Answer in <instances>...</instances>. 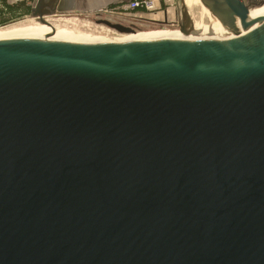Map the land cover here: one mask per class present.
Masks as SVG:
<instances>
[{
	"label": "water",
	"instance_id": "water-1",
	"mask_svg": "<svg viewBox=\"0 0 264 264\" xmlns=\"http://www.w3.org/2000/svg\"><path fill=\"white\" fill-rule=\"evenodd\" d=\"M200 3L233 36L0 37V264H264V18Z\"/></svg>",
	"mask_w": 264,
	"mask_h": 264
},
{
	"label": "rangeland",
	"instance_id": "rangeland-1",
	"mask_svg": "<svg viewBox=\"0 0 264 264\" xmlns=\"http://www.w3.org/2000/svg\"><path fill=\"white\" fill-rule=\"evenodd\" d=\"M243 1L248 6L250 12H255V13L257 12L258 14L264 13V0H243ZM184 3L188 7V11L192 18L194 28L199 30L197 31V33L199 32L201 33L200 30L207 31L210 27H211L212 35H218L219 33L222 32L219 22L217 20H212L210 16L206 13V11H204V9L201 7V5L198 3L197 0H185ZM15 4L16 3L14 1L10 2V5H15ZM147 15H148L147 17H144L147 19L146 21L118 22L116 19L110 20L111 23H118L121 24L122 26L131 28L134 31V33L137 32L136 35H128L131 33L128 34L118 33L113 29H110L104 25L99 24L98 21L100 20L90 17L87 14H63V15H59V17H55V19L53 17H49L46 19V21L50 19L49 20L51 22L50 25L54 27V29L55 28L57 29L58 27L59 30L61 31L64 30L66 33L70 35L80 38L85 37L83 39H88V40H99L101 42L105 41L110 43H126V42H136V41L176 39L177 31L175 30L178 28L177 26L164 25L153 22L150 18L151 17L150 15L152 14L150 13ZM178 18L180 25L179 15ZM74 21L76 22L74 23ZM39 24L40 23H38V20H35L30 17L27 18L24 17V19L19 18L16 21L9 22L3 27L12 26V25H19L22 27H26V26L32 27L33 25L38 26ZM65 24L67 26H65ZM3 27L1 26L0 28ZM195 37H197L196 34Z\"/></svg>",
	"mask_w": 264,
	"mask_h": 264
},
{
	"label": "built area",
	"instance_id": "built-area-1",
	"mask_svg": "<svg viewBox=\"0 0 264 264\" xmlns=\"http://www.w3.org/2000/svg\"><path fill=\"white\" fill-rule=\"evenodd\" d=\"M11 1L17 3L21 0H7V3L10 4ZM178 2L179 0H131L117 6L89 12L87 15L97 20L105 18L108 21L116 19L118 22H138L146 21L144 17H147V14L161 11L174 19V22L168 25L179 27L180 5Z\"/></svg>",
	"mask_w": 264,
	"mask_h": 264
},
{
	"label": "bare ground",
	"instance_id": "bare-ground-1",
	"mask_svg": "<svg viewBox=\"0 0 264 264\" xmlns=\"http://www.w3.org/2000/svg\"><path fill=\"white\" fill-rule=\"evenodd\" d=\"M198 3L201 5V7L204 9V11H206V13L210 16V18L212 20H217V18L213 15V13L211 12V7L209 6H206V5H203L202 3H200V0H197ZM184 2V1H183ZM185 4V3H184ZM249 17L250 19H255V18H264V13L262 14H258L257 12H250L249 11ZM55 19V18H54ZM50 19L47 20V22L50 24L51 22L49 21ZM218 21V20H217ZM53 22V21H52ZM76 21H74L75 23ZM219 22V21H218ZM63 23V22H62ZM71 25V24H70ZM221 29H222V32L219 33L218 35H212V32H211V27L207 30V31H203V30H200L201 33H197V30L196 28H194V31L191 32V34H189L188 36H184L181 34V32L179 31V27L176 31L177 32V37L175 40H200V39H216V40H223V39H226L228 37H231L233 36L230 32H228L224 27L221 26V24L219 23ZM35 26V27H33ZM32 27H22V26H19V25H12V26H7V27H3V28H0V37H3V36H8V35H12V34H18V33H23V32H46V33H55V34H66V35H70L68 33H66L64 30L61 31L52 26H45V25H42V24H39L38 26L36 25H33ZM65 26H67L65 24ZM67 28V27H66ZM52 29H54V31H52ZM77 29V28H76ZM79 29V28H78ZM72 30V29H70ZM68 30V31H70ZM75 31V30H74ZM77 32V31H76ZM78 33V32H77ZM88 34V33H87ZM195 34L197 37H195ZM130 35H135L134 33H131ZM73 36V35H72ZM91 36V35H90ZM93 36V35H92ZM85 38V37H83ZM92 39V38H91ZM88 40V39H87ZM90 41H93V42H96V43H110V42H101L99 40H90Z\"/></svg>",
	"mask_w": 264,
	"mask_h": 264
},
{
	"label": "crops",
	"instance_id": "crops-1",
	"mask_svg": "<svg viewBox=\"0 0 264 264\" xmlns=\"http://www.w3.org/2000/svg\"><path fill=\"white\" fill-rule=\"evenodd\" d=\"M31 1L32 0H21L19 2H26L28 3L27 5H30ZM129 1L131 0H61V3L65 14H87L98 9L117 6ZM151 14L150 18L153 22L164 25L174 22V19L171 16L165 15L164 12L158 11Z\"/></svg>",
	"mask_w": 264,
	"mask_h": 264
},
{
	"label": "trees",
	"instance_id": "trees-1",
	"mask_svg": "<svg viewBox=\"0 0 264 264\" xmlns=\"http://www.w3.org/2000/svg\"><path fill=\"white\" fill-rule=\"evenodd\" d=\"M28 3L17 2L15 5H10L7 0H0V27L18 20L28 12Z\"/></svg>",
	"mask_w": 264,
	"mask_h": 264
},
{
	"label": "flooded vegetation",
	"instance_id": "flooded-vegetation-1",
	"mask_svg": "<svg viewBox=\"0 0 264 264\" xmlns=\"http://www.w3.org/2000/svg\"><path fill=\"white\" fill-rule=\"evenodd\" d=\"M33 2H34V0H32L31 1V4L30 5H28V12H27V14L26 15H24V16H22V17H20V18H22V19H24V17L25 18H27V17H30V18H32V16H31V7H32V4H33ZM63 14H65V13H58V10L56 9V13L54 14V15H51V16H43L42 17V20H40V19H38V18H33V19H35V20H38V23H40V24H42V25H44L43 24V21H44V23H47L48 25H50L47 21H46V19L47 18H49V17H53V18H55V17H59V15H63ZM108 21V20H106L105 18H102V19H100V21ZM108 22H110V21H108ZM111 23V22H110ZM112 24H118V23H112ZM160 24V23H159ZM118 25H121V24H118ZM51 26V25H50ZM122 26V25H121ZM123 27H125V26H123ZM178 29V28H177ZM176 29V30H177ZM175 30V31H176ZM174 31V30H173ZM178 32V31H177ZM135 35L137 34V32L136 33H134ZM128 35H130V34H128Z\"/></svg>",
	"mask_w": 264,
	"mask_h": 264
}]
</instances>
